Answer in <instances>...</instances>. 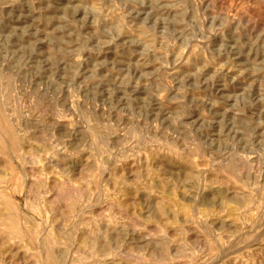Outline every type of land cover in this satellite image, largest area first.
I'll list each match as a JSON object with an SVG mask.
<instances>
[{
	"label": "rangeland",
	"instance_id": "374dc122",
	"mask_svg": "<svg viewBox=\"0 0 264 264\" xmlns=\"http://www.w3.org/2000/svg\"><path fill=\"white\" fill-rule=\"evenodd\" d=\"M0 110V264H264V0H0Z\"/></svg>",
	"mask_w": 264,
	"mask_h": 264
},
{
	"label": "bare ground",
	"instance_id": "6f19581e",
	"mask_svg": "<svg viewBox=\"0 0 264 264\" xmlns=\"http://www.w3.org/2000/svg\"><path fill=\"white\" fill-rule=\"evenodd\" d=\"M213 102V101H212ZM212 104V103H211ZM0 111H2V110H0ZM2 117V116H1ZM11 131V130H10ZM13 137V136H12ZM16 139V138H15ZM3 140V139H2ZM13 142V141H12ZM18 144V143H17ZM2 146V145H1ZM13 148V147H12ZM5 149V148H4ZM6 201V200H5ZM13 212V211H12ZM77 212V211H76ZM78 217V216H77ZM80 219V218H79ZM77 220V219H76ZM16 221V220H15ZM14 222V221H13ZM20 222H22V221H20ZM4 228V227H3ZM27 231V230H26ZM18 237V236H17ZM4 239V238H3ZM8 242V241H7ZM9 243V242H8ZM44 250V249H43ZM49 251V250H48ZM4 252H5V250H4ZM50 252V251H49ZM93 252V251H92ZM50 254V253H49ZM38 255V254H37ZM55 257V256H54ZM40 262V261H39ZM64 262V261H63ZM36 264V263H35Z\"/></svg>",
	"mask_w": 264,
	"mask_h": 264
}]
</instances>
